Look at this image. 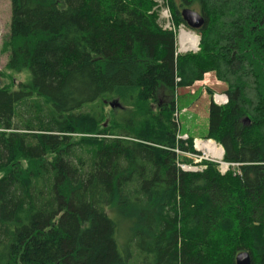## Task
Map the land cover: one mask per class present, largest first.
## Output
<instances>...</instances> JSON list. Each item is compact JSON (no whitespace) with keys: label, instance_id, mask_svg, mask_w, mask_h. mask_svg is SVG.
<instances>
[{"label":"trees","instance_id":"trees-1","mask_svg":"<svg viewBox=\"0 0 264 264\" xmlns=\"http://www.w3.org/2000/svg\"><path fill=\"white\" fill-rule=\"evenodd\" d=\"M164 2L176 27L204 17L198 51L177 53L158 0H11L1 52L28 79H0V264H264V0ZM209 72L225 174L174 151H195L176 91Z\"/></svg>","mask_w":264,"mask_h":264},{"label":"rangeland","instance_id":"rangeland-1","mask_svg":"<svg viewBox=\"0 0 264 264\" xmlns=\"http://www.w3.org/2000/svg\"><path fill=\"white\" fill-rule=\"evenodd\" d=\"M161 6H165L164 4L161 3ZM171 12V11H170ZM160 14V12H159ZM163 18L162 15L160 14V19ZM162 20V19H161ZM10 21H11V0H0V73H3L4 75L0 77L2 84L4 82H9L11 81V77L9 75H12L14 77V82L15 85L21 81H25L28 79L26 73H12V71H7L5 69L6 63L8 60V55L6 53L1 52V47L3 44L4 39L8 36L10 32ZM182 25L176 27V44L179 42V27ZM188 27V26H187ZM190 29V28H189ZM188 31H191L192 33L196 34V29H190ZM198 36V35H197ZM199 43H200V37L198 36ZM176 48L178 49V44L176 45ZM185 50V49H184ZM199 50V46L197 51ZM191 50H187L184 52H179L178 54H183V53H188ZM196 52V51H195ZM180 78H177V81H179ZM210 88L215 92V93H224V90L226 89V84L222 81H219L214 72H209L206 73L204 76V80L202 81H197L194 83L189 88H178L175 94V98L177 99V106L179 111H176L174 114L175 121L179 123V129L177 131V138H180V136H188V141L193 139V148L195 151H192V153H196L199 155L193 156V159H199L200 156H202V163H198L197 165L199 166V169H197V172H202L206 165L205 161H210V158L208 159L207 155L203 154L199 148L195 144V140L198 139L199 141H212L214 144H218L215 140L213 139H206L203 138L206 129L208 126V106L210 102V95L209 91ZM119 105L111 108V106H108L106 108L107 113L109 114L112 112V110L118 114L120 109ZM121 114V112H120ZM110 117L109 119H111ZM217 165L218 170L222 171L221 164L212 161ZM223 162H226L224 159L223 155ZM193 160L186 156V155H178L177 158V165L179 164H192ZM229 163V162H226ZM207 166V165H206ZM233 168L237 166H231ZM180 168V166H179ZM181 171H183L180 168ZM186 172V171H184ZM228 172V170L226 171ZM122 240H125V236L122 237Z\"/></svg>","mask_w":264,"mask_h":264},{"label":"built area","instance_id":"built-area-1","mask_svg":"<svg viewBox=\"0 0 264 264\" xmlns=\"http://www.w3.org/2000/svg\"><path fill=\"white\" fill-rule=\"evenodd\" d=\"M160 5L161 3L165 5V2L163 3V0H158ZM160 14L162 15V19L165 21L164 24H163V27L165 29H168V30H173V31H176V26L174 25L173 21L171 20V12H170V9L167 5L165 6H161L160 8ZM196 36V34L192 33L191 31H188L184 28V26H181L179 27V42L177 43L178 44V49H177V53L179 52H184V51H187V50H191V51H197L198 49V46H199V41L197 42L196 46L193 47L191 46V41L189 42H185L184 41V37L185 36ZM197 37V36H196ZM185 49V50H184ZM214 100L217 104H226L228 99H227V96L225 94H215L214 95ZM180 139L181 141H185L186 142V145H188L187 143V139H188V136H180ZM205 143V146L206 145H213V148L212 149H203L204 146H202L203 144ZM195 144L196 146L199 148V150L207 155L208 159L210 158V161H214V162H217V163H220L221 164V168H222V171L221 173L222 174H225L227 170H229L231 168V166H237L239 164H235V163H226V162H223V155H224V152L220 153V148L223 150L222 146L221 145H218V144H214L212 141H199L198 139L195 140ZM178 155H186L188 157H190L192 160H193V163L192 164H179L180 168L183 170V171H186V172H197V169H199V166L197 165L198 163H202V156L199 157V159H193V156H196V155H199V154H196V153H192V151H185V150H182L180 149L179 147H177L175 150H174ZM217 154H222L221 156H218ZM178 166V167H179ZM207 166L205 165L204 168H206ZM238 172L240 173V171L238 170Z\"/></svg>","mask_w":264,"mask_h":264},{"label":"water","instance_id":"water-1","mask_svg":"<svg viewBox=\"0 0 264 264\" xmlns=\"http://www.w3.org/2000/svg\"><path fill=\"white\" fill-rule=\"evenodd\" d=\"M181 16L190 29H198L205 22L204 17L198 11L190 8H183L181 11ZM116 105L120 106L118 101H112L110 103L112 108H114ZM251 262L252 259L249 252H241L236 257V264H251Z\"/></svg>","mask_w":264,"mask_h":264},{"label":"bare ground","instance_id":"bare-ground-1","mask_svg":"<svg viewBox=\"0 0 264 264\" xmlns=\"http://www.w3.org/2000/svg\"><path fill=\"white\" fill-rule=\"evenodd\" d=\"M184 41L185 42H189V41H191V46H193V47H195L196 46V44H197V42H198V37H196V36H185L184 37ZM117 101V100H116ZM122 106V105H121ZM116 107V106H115ZM221 145V144H220ZM202 146H204L203 147V149H212L213 148V145H206L205 146V143L202 145ZM220 150V153L222 152L223 153V150L220 148L219 149ZM218 156H221L222 154H217ZM236 164V163H235ZM239 164V163H238Z\"/></svg>","mask_w":264,"mask_h":264}]
</instances>
